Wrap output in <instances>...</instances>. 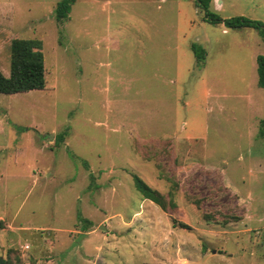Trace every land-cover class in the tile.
Listing matches in <instances>:
<instances>
[{"label":"rangeland","instance_id":"obj_1","mask_svg":"<svg viewBox=\"0 0 264 264\" xmlns=\"http://www.w3.org/2000/svg\"><path fill=\"white\" fill-rule=\"evenodd\" d=\"M58 1L0 0V72L12 48L47 71L45 90L0 94V256L264 264L260 32L208 23L195 0H75L63 22ZM212 7L264 24V0Z\"/></svg>","mask_w":264,"mask_h":264},{"label":"trees","instance_id":"obj_2","mask_svg":"<svg viewBox=\"0 0 264 264\" xmlns=\"http://www.w3.org/2000/svg\"><path fill=\"white\" fill-rule=\"evenodd\" d=\"M75 0H59L55 6L54 18L57 22L66 21L69 17L70 8ZM213 0H195L196 7L204 15V21L208 23L222 24L228 29L250 28L256 29L264 38V24L260 21L250 20L242 16L222 19L212 7ZM191 50L195 58L199 61L204 60L205 50L197 45H191ZM257 84L264 89V53L256 58ZM47 71L43 64V59L39 56L24 53L16 48H12L10 54L9 75L6 77L0 72V94L14 95L17 93H27L30 91H40L46 87ZM259 137H264V119L260 121ZM63 136L58 142H62ZM57 143V142H56ZM133 184L137 192L144 200L150 201L165 211L168 207L174 208L175 204L172 199L168 201L151 189L137 176H133ZM82 221V217L79 215ZM88 223V222H86ZM183 226V225H181ZM11 248L7 249L4 257H0V264H22L18 257H10Z\"/></svg>","mask_w":264,"mask_h":264},{"label":"crops","instance_id":"obj_3","mask_svg":"<svg viewBox=\"0 0 264 264\" xmlns=\"http://www.w3.org/2000/svg\"><path fill=\"white\" fill-rule=\"evenodd\" d=\"M215 1H216V0H213V3H214ZM219 2H220V1H219ZM263 53H264V52H263ZM28 247H29V246H28ZM5 249H6V248H5ZM5 249H4V250H5ZM0 257H1V256H0Z\"/></svg>","mask_w":264,"mask_h":264},{"label":"built area","instance_id":"obj_4","mask_svg":"<svg viewBox=\"0 0 264 264\" xmlns=\"http://www.w3.org/2000/svg\"><path fill=\"white\" fill-rule=\"evenodd\" d=\"M25 248H28V246H26Z\"/></svg>","mask_w":264,"mask_h":264}]
</instances>
